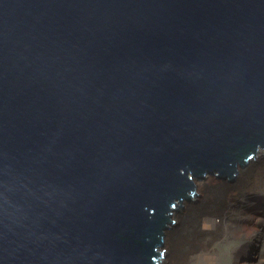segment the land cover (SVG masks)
Masks as SVG:
<instances>
[{
    "label": "water",
    "instance_id": "1",
    "mask_svg": "<svg viewBox=\"0 0 264 264\" xmlns=\"http://www.w3.org/2000/svg\"><path fill=\"white\" fill-rule=\"evenodd\" d=\"M258 144L264 0H0V264H161Z\"/></svg>",
    "mask_w": 264,
    "mask_h": 264
},
{
    "label": "bare ground",
    "instance_id": "2",
    "mask_svg": "<svg viewBox=\"0 0 264 264\" xmlns=\"http://www.w3.org/2000/svg\"><path fill=\"white\" fill-rule=\"evenodd\" d=\"M236 170L233 181L228 176H216L217 170L214 174L205 171L204 178L191 175L197 194L187 191L193 197L182 198L183 208L172 212L171 218L177 223L165 231L161 264H189V256L196 252L209 256L213 254L212 243L222 242L228 233L236 238H243L251 231L264 233V147L258 144L256 155L247 164L242 166L236 161ZM250 211L255 215H250ZM253 224L257 227L252 229ZM261 238L258 235L256 241L261 242ZM259 253L258 244L252 251L239 248L231 252L238 264H261Z\"/></svg>",
    "mask_w": 264,
    "mask_h": 264
},
{
    "label": "rangeland",
    "instance_id": "3",
    "mask_svg": "<svg viewBox=\"0 0 264 264\" xmlns=\"http://www.w3.org/2000/svg\"><path fill=\"white\" fill-rule=\"evenodd\" d=\"M177 208V207H176ZM250 215L254 216L255 213L253 211H250ZM177 223L175 220L174 225ZM173 225V226H174ZM257 227V224L252 225V229ZM251 229V230H252ZM232 234L228 233L227 236L222 238V242H213L211 245L212 253L209 256H206L204 253H195L194 255H190V263L194 264V262H197L198 264L204 263L209 264L212 262V264H238L237 261L233 258L231 252L237 251L239 248H242L244 251H252L255 246H260V263L264 264V233H249L247 236L243 238H236L231 236ZM258 235H260L262 239L261 242H257ZM194 256V257H193ZM193 259V260H192ZM243 262L244 259L242 260ZM241 261V262H242Z\"/></svg>",
    "mask_w": 264,
    "mask_h": 264
}]
</instances>
